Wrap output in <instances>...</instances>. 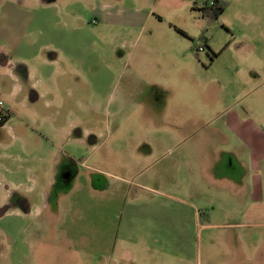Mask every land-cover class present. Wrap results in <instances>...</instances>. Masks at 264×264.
Here are the masks:
<instances>
[{
  "label": "rangeland",
  "instance_id": "obj_1",
  "mask_svg": "<svg viewBox=\"0 0 264 264\" xmlns=\"http://www.w3.org/2000/svg\"><path fill=\"white\" fill-rule=\"evenodd\" d=\"M211 1L0 0V264H264V0Z\"/></svg>",
  "mask_w": 264,
  "mask_h": 264
},
{
  "label": "crops",
  "instance_id": "obj_2",
  "mask_svg": "<svg viewBox=\"0 0 264 264\" xmlns=\"http://www.w3.org/2000/svg\"><path fill=\"white\" fill-rule=\"evenodd\" d=\"M6 49V45L4 46H0V54L2 53V51L5 52ZM11 64H10V59H7L6 61H4L3 63L0 64V75H3L5 77H14L13 73L11 71ZM21 93V87L18 88H13L10 92H8L9 97H14L17 96V94ZM2 95V94H1ZM0 95V97H1ZM0 101V105L9 113L11 114L10 109H8V107H6L3 103ZM10 118V117H9ZM11 119H8L7 122L5 123V125L1 126V128H5L8 125V122H10ZM6 150V146L5 144H0V150L1 149ZM3 156V154L0 151V206H4L7 204L8 201V196L9 193L11 192H16L18 191L21 187H22V183H17L15 180H11L10 183H6L7 179V174L8 172L12 175H18V173H20V171L22 170V167H19L17 170H9L7 168V166L5 165V163L3 161L8 160L9 158L5 155L3 158L1 157ZM2 158V160H1ZM4 163V164H3ZM28 174H30V171L28 170L27 172ZM8 192V193H7Z\"/></svg>",
  "mask_w": 264,
  "mask_h": 264
},
{
  "label": "trees",
  "instance_id": "obj_3",
  "mask_svg": "<svg viewBox=\"0 0 264 264\" xmlns=\"http://www.w3.org/2000/svg\"><path fill=\"white\" fill-rule=\"evenodd\" d=\"M211 3H213V5H211ZM226 7H227V3L223 2L222 0H212L209 4L206 3L202 7H197L196 10L202 14L203 19L206 18L210 19V18H217L219 15H221ZM9 117L10 114L7 112V116L5 117L3 122H0V127L5 125Z\"/></svg>",
  "mask_w": 264,
  "mask_h": 264
},
{
  "label": "built area",
  "instance_id": "obj_4",
  "mask_svg": "<svg viewBox=\"0 0 264 264\" xmlns=\"http://www.w3.org/2000/svg\"><path fill=\"white\" fill-rule=\"evenodd\" d=\"M199 50L203 51V47H200ZM6 116H7V111L0 105V122H3Z\"/></svg>",
  "mask_w": 264,
  "mask_h": 264
},
{
  "label": "flooded vegetation",
  "instance_id": "obj_5",
  "mask_svg": "<svg viewBox=\"0 0 264 264\" xmlns=\"http://www.w3.org/2000/svg\"><path fill=\"white\" fill-rule=\"evenodd\" d=\"M211 5H213V3H211ZM8 205L6 204V205H4L3 207H7Z\"/></svg>",
  "mask_w": 264,
  "mask_h": 264
}]
</instances>
